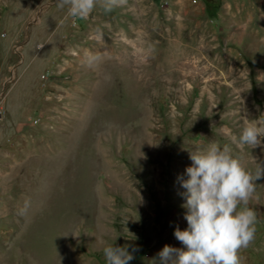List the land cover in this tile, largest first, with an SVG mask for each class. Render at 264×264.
Returning <instances> with one entry per match:
<instances>
[{"label": "rangeland", "instance_id": "obj_1", "mask_svg": "<svg viewBox=\"0 0 264 264\" xmlns=\"http://www.w3.org/2000/svg\"><path fill=\"white\" fill-rule=\"evenodd\" d=\"M66 16L56 0H0V264H106L108 244L158 264L165 245L183 248L190 151L228 144L249 171L264 166V140L237 142L264 121V0H127ZM87 53L101 59L88 66ZM256 184L239 264H264Z\"/></svg>", "mask_w": 264, "mask_h": 264}, {"label": "clouds", "instance_id": "obj_2", "mask_svg": "<svg viewBox=\"0 0 264 264\" xmlns=\"http://www.w3.org/2000/svg\"><path fill=\"white\" fill-rule=\"evenodd\" d=\"M126 3L127 0H56L59 8H67L65 19L87 18L97 6L111 13ZM100 59L98 54L87 53L84 62L91 66ZM262 140L264 121L254 119L243 127L237 142L254 148ZM189 158L192 163L185 169L187 178L178 177L185 190L181 195L187 228L177 227L174 231L183 248L165 245L158 253V264H239V250L247 248L255 238L257 212L248 205L256 191V181L264 178V166L249 171L228 144L221 147L216 142L203 151H190ZM29 207L26 200L19 214L26 215ZM136 251L128 244H108L103 255L106 264H129Z\"/></svg>", "mask_w": 264, "mask_h": 264}]
</instances>
